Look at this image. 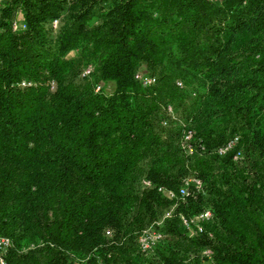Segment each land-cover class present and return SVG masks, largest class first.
Segmentation results:
<instances>
[{"label":"trees","instance_id":"trees-1","mask_svg":"<svg viewBox=\"0 0 264 264\" xmlns=\"http://www.w3.org/2000/svg\"><path fill=\"white\" fill-rule=\"evenodd\" d=\"M1 237L4 264H264V0H0Z\"/></svg>","mask_w":264,"mask_h":264},{"label":"built area","instance_id":"built-area-1","mask_svg":"<svg viewBox=\"0 0 264 264\" xmlns=\"http://www.w3.org/2000/svg\"><path fill=\"white\" fill-rule=\"evenodd\" d=\"M53 24H55V20H53ZM84 73H87V70L84 71ZM136 77L141 78L142 82L144 84H148L150 82H152L154 79L148 76H141L140 74H137ZM98 86H96L95 89H97ZM190 137V131H188L185 134V139H189ZM238 141V136H234L233 138L229 139L224 145H222L221 147H219L218 149V153L219 154H225L227 151L233 149V147L237 144ZM189 151L191 152V145H189ZM239 156V152H237L234 157H238ZM159 190H162L166 196H168L169 198H173L177 195V193H175V191L173 190H164L161 187L159 188ZM186 193V190L184 187H181L179 189L178 195L179 196H183ZM168 215V214H167ZM210 216V212L208 210H205L203 212H201L199 214V218L200 219H208ZM185 223L187 224V222L185 221ZM201 230V227H198ZM160 236L159 233L156 232H145L141 235L140 237V246L142 249H147L151 246V244ZM8 243V240L4 237L0 238V248H3L6 244ZM0 264H4L2 258L0 257Z\"/></svg>","mask_w":264,"mask_h":264},{"label":"rangeland","instance_id":"rangeland-1","mask_svg":"<svg viewBox=\"0 0 264 264\" xmlns=\"http://www.w3.org/2000/svg\"><path fill=\"white\" fill-rule=\"evenodd\" d=\"M144 68V67H143ZM142 71H144V69H142Z\"/></svg>","mask_w":264,"mask_h":264}]
</instances>
